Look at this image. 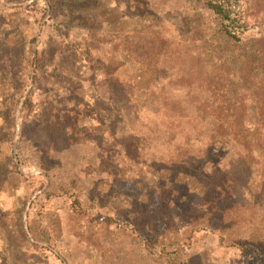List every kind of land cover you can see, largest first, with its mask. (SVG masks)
<instances>
[{
	"label": "rangeland",
	"instance_id": "1",
	"mask_svg": "<svg viewBox=\"0 0 264 264\" xmlns=\"http://www.w3.org/2000/svg\"><path fill=\"white\" fill-rule=\"evenodd\" d=\"M263 12L252 5L251 28ZM212 30L206 13L175 0H0V264H170L140 233L158 238L172 227L166 247L188 226L197 228L177 264H264L201 226L214 165L237 171L239 159L213 151L206 178L187 175L167 135L117 113L122 86L154 113L150 122L163 99H220L198 89L203 69L218 66L204 58ZM103 61L119 87L103 78ZM232 64L237 74L245 69L240 53ZM229 96L254 119V96L239 78ZM238 213L243 230L264 228L262 213ZM32 224L48 244L33 240Z\"/></svg>",
	"mask_w": 264,
	"mask_h": 264
},
{
	"label": "trees",
	"instance_id": "2",
	"mask_svg": "<svg viewBox=\"0 0 264 264\" xmlns=\"http://www.w3.org/2000/svg\"><path fill=\"white\" fill-rule=\"evenodd\" d=\"M175 1L189 11L206 13L212 22V47L204 53V58L216 62L218 66L203 69L198 89L202 92L220 93L221 98L213 102L203 100L195 105L180 100L172 101L167 97L168 99H163L158 106L160 111L156 114L159 119L163 113H170L173 117L169 115L165 119L162 118L161 122L159 119L150 122L154 113L149 115L150 111L143 110L127 92L126 87L122 86L117 113L123 118L129 114L133 115L141 128L147 129L150 134L167 135V143L174 148L171 157L173 161L182 158L180 169L186 170L187 175L199 174L198 172L202 171L200 173L206 178L204 170L212 162L213 151L217 156V152L223 153L226 149L234 154L239 159L237 171L214 165L216 170L210 177L212 197L209 194V206L204 217H201V226L205 231L222 234L221 239L223 242L226 240L227 247L236 246L242 251L252 249L264 257V228L258 230L254 226L253 229L243 230L240 228L243 221L238 213L252 214L253 218L259 213L264 215V16L254 23V28H251L249 22L252 17L249 14L252 5L256 3L263 8L264 0ZM252 29L258 31L252 33ZM235 53H240L244 61L245 69L240 74L233 71L232 55ZM103 78L111 85L119 87L117 70L106 65L104 61ZM238 78L254 96L253 103L257 112L254 119L245 114L247 107L244 100L240 97L235 101L230 99L232 82ZM113 86H110L111 90ZM190 87L192 88V85ZM184 122L188 125L186 130L174 129L177 125L182 126ZM172 123L177 124L173 126ZM225 155L226 153H223L220 159ZM177 168L173 171L182 172L176 170ZM251 179L257 181V191H249L248 182ZM246 196L250 203H242ZM74 209L76 213H82V205L78 199L75 200ZM111 222L117 224L114 220ZM262 222L264 224V219ZM34 226L32 224L30 227L33 240L48 244L50 238L39 233ZM188 228L181 240L166 247L161 246L164 244V238L175 230L172 227L159 233L158 238L142 233L140 236L147 245L153 244L155 249L152 251L155 254L160 250L161 255L167 258L170 264H177L176 256L181 254L184 242L192 238L191 233L197 227ZM235 228L239 230L236 231Z\"/></svg>",
	"mask_w": 264,
	"mask_h": 264
}]
</instances>
